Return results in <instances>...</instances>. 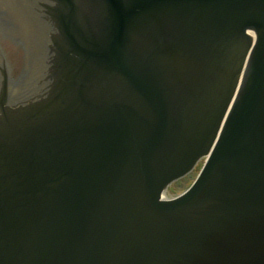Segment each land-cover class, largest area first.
Wrapping results in <instances>:
<instances>
[{"label":"water","instance_id":"1","mask_svg":"<svg viewBox=\"0 0 264 264\" xmlns=\"http://www.w3.org/2000/svg\"><path fill=\"white\" fill-rule=\"evenodd\" d=\"M0 40V264H264V0H0Z\"/></svg>","mask_w":264,"mask_h":264},{"label":"rangeland","instance_id":"2","mask_svg":"<svg viewBox=\"0 0 264 264\" xmlns=\"http://www.w3.org/2000/svg\"><path fill=\"white\" fill-rule=\"evenodd\" d=\"M197 172L198 168H195L193 173H191L189 176H186L184 178H181L180 180L171 183L168 186L165 195L167 197H173L183 192L191 184Z\"/></svg>","mask_w":264,"mask_h":264},{"label":"flooded vegetation","instance_id":"3","mask_svg":"<svg viewBox=\"0 0 264 264\" xmlns=\"http://www.w3.org/2000/svg\"><path fill=\"white\" fill-rule=\"evenodd\" d=\"M12 43L14 44V48H15L14 55H15L16 64H17V70L15 72L17 74L16 76H18V73H20V71L24 65V52H23V49L19 43H14V42H12ZM0 44H1V42H0ZM20 50L23 52V54ZM7 61H8V59H7Z\"/></svg>","mask_w":264,"mask_h":264}]
</instances>
